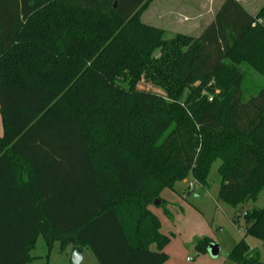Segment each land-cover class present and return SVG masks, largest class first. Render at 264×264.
<instances>
[{"label":"trees","instance_id":"16d2710c","mask_svg":"<svg viewBox=\"0 0 264 264\" xmlns=\"http://www.w3.org/2000/svg\"><path fill=\"white\" fill-rule=\"evenodd\" d=\"M151 1L0 0V264H27L39 237L100 264H164L163 190L208 186L217 160L224 203L263 190L264 86L247 97L241 63L264 76V6L225 0L199 37L167 40L140 20ZM244 218L264 244V207ZM228 259L264 264L246 238Z\"/></svg>","mask_w":264,"mask_h":264},{"label":"rangeland","instance_id":"374dc122","mask_svg":"<svg viewBox=\"0 0 264 264\" xmlns=\"http://www.w3.org/2000/svg\"><path fill=\"white\" fill-rule=\"evenodd\" d=\"M207 0H161V2L172 5L173 2H179L185 5H180L182 11V19L189 21L197 11L204 10L202 6ZM225 0H212L213 11H218ZM252 15L256 14L264 6V0H238ZM151 3V2H150ZM141 14L140 20L144 24H149L155 21V16L160 13L157 9H148ZM202 3V4H201ZM184 6V7H183ZM184 16L186 18H184ZM206 20L202 24L205 26L209 21V18L204 17ZM167 21L161 23L156 21L158 25L163 24L162 27H157L163 30L164 39L171 40L180 35L191 36L196 29L191 31L185 27V25L174 23L166 19ZM151 25V24H149ZM153 26V25H152ZM192 26V25H189ZM156 27V26H155ZM193 27V26H192ZM190 32H193L189 35ZM195 37V36H191ZM162 55L161 49H156L154 56L159 58ZM242 68L245 70L244 76V89L247 97L254 95L258 89L264 86V76L253 69L249 64L241 63ZM213 82H211L212 84ZM208 85V87L211 86ZM138 87L145 90H151L160 94H164V90L152 83L146 82L144 79L140 80ZM188 94V90L185 91V95ZM203 94L211 96L208 90H204ZM221 164V160H217L210 171V177L208 180V186L202 185L200 182L195 183L192 176L177 182L171 191L175 195H179L182 198L184 204H181L183 208L178 207V214L175 218L179 219L176 222L179 224V232L173 236L170 233L171 241L166 246L169 250V262L173 264H234L232 260L228 259L231 249L237 242L246 238L251 248L259 251L261 261H264V244L260 243L259 240L251 235H246V220L244 218L245 212L253 209H261L264 207V188L260 192L259 196L252 201H248L245 204L233 207L221 201L219 198V188L221 175L218 172V167ZM195 184L192 190H189V184ZM170 189V188H169ZM175 189V190H174ZM190 192L189 194H187ZM182 202V203H183ZM160 205L155 206L151 204L150 209L158 208ZM153 211V210H152ZM170 230L167 228L166 230ZM171 232V231H170ZM246 235V236H245ZM208 237L210 239V245L219 244L220 254L212 256L211 253H201L195 248L199 239ZM35 247L30 251V256L34 257L28 261L27 264H72L71 251L74 246L63 244L60 240H55L54 243L49 247L39 237L36 241ZM208 246V248H209ZM83 260L79 264H100L94 252L91 249L85 248L83 251ZM37 257V258H35ZM171 263V264H172Z\"/></svg>","mask_w":264,"mask_h":264},{"label":"crops","instance_id":"0c3cea01","mask_svg":"<svg viewBox=\"0 0 264 264\" xmlns=\"http://www.w3.org/2000/svg\"><path fill=\"white\" fill-rule=\"evenodd\" d=\"M160 1L161 0H152L151 3H150V6L147 9V10L153 9L152 11H154V9H157L160 12V13H158V15H156L154 17L155 18L154 22L160 21L161 23H163V22L165 23L167 21L166 19H169L171 21V23L174 22L175 24L179 22L180 24L185 25V27L188 28L190 31L193 28L196 29V31H193L195 33L193 35H191V36H195V37H199L201 35L203 30L206 29L209 26V24L215 19L214 17L216 15V13L218 12V11H215V12L213 11V4H212L213 2H212V0H207L206 3L204 4V6H202L204 10L197 11L195 13V15L192 18H190V20H189V21H192V22L191 23L189 22L188 25H187V24H185L187 19L184 20V19L181 18L183 16L181 10H183L184 8L181 9V10L179 8L180 5H185L186 4L185 2H183L182 4H180L179 2H173L172 5H169V4H166V3H163V2L160 3ZM204 17L209 18V21L206 23L205 26H202V24L206 20ZM184 18H186V17L184 16ZM154 22H152V23L149 22V24H151L153 26H156V27H162L163 26V24L161 26V25H158L157 23H154ZM189 25H192L193 27L189 26ZM193 32H190L189 35L192 34ZM3 134H4L3 133V120H2V117H1V114H0V136H3ZM187 194H189V193H187ZM162 198L166 202L165 207L168 208V210L170 211V215L169 216L165 215L164 210L161 207H158L156 209L152 208V210L158 216V218L160 220L161 233L166 235V236H169V237H170L169 234L172 233V235L174 236L175 233L180 231L179 227H178L179 224L176 222V220H179L180 218L177 219L175 217L179 216L178 207L183 208V206L181 204H184V202L182 201V198H181L180 194L179 195H175L171 191V189H169V188H166L165 190H163ZM167 228L171 232L170 231L167 232L166 231ZM84 249L85 248H83V251H84ZM151 249L156 250V245L153 244ZM164 252L166 254L169 253V250H168L167 247H165ZM168 255H170V254H168ZM35 258H37V257H35ZM171 263L172 262H169V257H168V260L164 264H171Z\"/></svg>","mask_w":264,"mask_h":264},{"label":"water","instance_id":"95a60500","mask_svg":"<svg viewBox=\"0 0 264 264\" xmlns=\"http://www.w3.org/2000/svg\"><path fill=\"white\" fill-rule=\"evenodd\" d=\"M160 204V200L156 199L154 201V205L158 206ZM208 252L211 253L212 256H217L220 254V245L215 243L209 246ZM71 261L72 264H79L83 260V248L79 246H74L71 251Z\"/></svg>","mask_w":264,"mask_h":264},{"label":"built area","instance_id":"2783aa9c","mask_svg":"<svg viewBox=\"0 0 264 264\" xmlns=\"http://www.w3.org/2000/svg\"><path fill=\"white\" fill-rule=\"evenodd\" d=\"M194 182L197 183L196 180H194ZM194 187H195V184L190 183L188 188H189V190H192Z\"/></svg>","mask_w":264,"mask_h":264}]
</instances>
